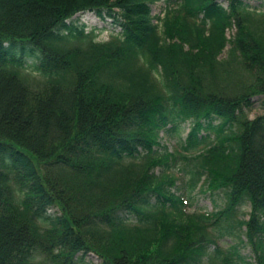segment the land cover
I'll use <instances>...</instances> for the list:
<instances>
[{
	"label": "trees",
	"instance_id": "16d2710c",
	"mask_svg": "<svg viewBox=\"0 0 264 264\" xmlns=\"http://www.w3.org/2000/svg\"><path fill=\"white\" fill-rule=\"evenodd\" d=\"M155 1L0 0V264H264V11Z\"/></svg>",
	"mask_w": 264,
	"mask_h": 264
},
{
	"label": "rangeland",
	"instance_id": "374dc122",
	"mask_svg": "<svg viewBox=\"0 0 264 264\" xmlns=\"http://www.w3.org/2000/svg\"><path fill=\"white\" fill-rule=\"evenodd\" d=\"M247 5L249 9H253L256 11H264V0H243ZM223 3L226 4L225 0H222ZM167 4V1L165 0H159L156 1L154 4L151 5V12L155 15L162 16L163 10L165 9ZM259 17V16H258ZM264 18V17H263ZM77 24H84L85 31L93 30L96 34V40L105 41L108 40L111 35L119 31V27L114 24L110 18L101 19L98 16H96L92 12H85L81 14H76L72 18ZM235 26H231L226 28L225 37L229 40L235 33ZM230 57V48L229 44H227L224 49H222V52L219 54V59H228ZM264 108L260 105L258 100H255L253 103V106L251 110H249L248 115L249 117H254L258 114H263ZM188 131L187 125L179 129V135L184 137ZM175 138L178 140V136H176L174 133H171V135H168L166 139L163 141V143H168V145H172L173 141H175ZM179 177H181V174H178ZM195 199L192 200L191 205L188 206V208H199L203 210H211L213 208V202L212 200L215 199L217 208H221L225 206L226 198L222 192H218L215 194H208V193H201L198 188L195 191ZM239 216L242 219H246V213L249 211V204H243L241 207L238 208ZM234 239V236H223L221 237V245L222 247H227L228 244L232 243L231 239ZM243 239V237H241ZM235 241V240H233ZM242 252L244 254L249 253L248 247H242ZM86 260H90L95 264H98L100 262L99 259L96 258L95 255L89 254L86 257Z\"/></svg>",
	"mask_w": 264,
	"mask_h": 264
},
{
	"label": "bare ground",
	"instance_id": "6f19581e",
	"mask_svg": "<svg viewBox=\"0 0 264 264\" xmlns=\"http://www.w3.org/2000/svg\"><path fill=\"white\" fill-rule=\"evenodd\" d=\"M221 1V0H220Z\"/></svg>",
	"mask_w": 264,
	"mask_h": 264
}]
</instances>
